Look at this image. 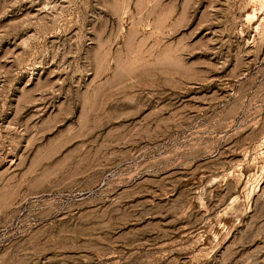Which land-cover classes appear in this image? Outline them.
<instances>
[{
	"label": "rangeland",
	"instance_id": "374dc122",
	"mask_svg": "<svg viewBox=\"0 0 264 264\" xmlns=\"http://www.w3.org/2000/svg\"><path fill=\"white\" fill-rule=\"evenodd\" d=\"M83 174L145 198L55 245ZM0 264H264V0H0Z\"/></svg>",
	"mask_w": 264,
	"mask_h": 264
},
{
	"label": "bare ground",
	"instance_id": "6f19581e",
	"mask_svg": "<svg viewBox=\"0 0 264 264\" xmlns=\"http://www.w3.org/2000/svg\"><path fill=\"white\" fill-rule=\"evenodd\" d=\"M214 86L216 83L204 84L199 87V92ZM191 94H196V89L193 87L188 96ZM74 180L76 182L72 185L50 187L39 193L58 201L43 217L45 220H50L44 236L55 245L103 240V234L110 233L116 224L123 222L124 217L115 219L121 215L122 204L145 198V194L141 191L132 192L131 178L121 180L115 185L104 183V179L100 176L95 178L87 174H83L81 178L75 177ZM69 199L71 201L65 205Z\"/></svg>",
	"mask_w": 264,
	"mask_h": 264
}]
</instances>
